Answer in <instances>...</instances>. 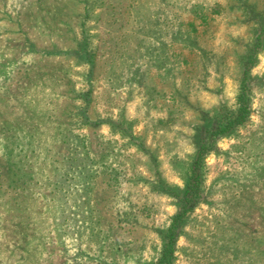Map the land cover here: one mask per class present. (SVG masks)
Masks as SVG:
<instances>
[{
    "label": "rangeland",
    "instance_id": "374dc122",
    "mask_svg": "<svg viewBox=\"0 0 264 264\" xmlns=\"http://www.w3.org/2000/svg\"><path fill=\"white\" fill-rule=\"evenodd\" d=\"M0 264H264V0H0Z\"/></svg>",
    "mask_w": 264,
    "mask_h": 264
},
{
    "label": "trees",
    "instance_id": "16d2710c",
    "mask_svg": "<svg viewBox=\"0 0 264 264\" xmlns=\"http://www.w3.org/2000/svg\"><path fill=\"white\" fill-rule=\"evenodd\" d=\"M245 81V80H244ZM246 87L243 88V92L239 97L240 106L238 107L234 119L226 122L225 127L232 124H239L245 121L249 113V104L247 101V91ZM204 160L203 147H200L197 152L192 167L190 169V176L186 182V187L184 189V197L181 200L179 206V211L177 212L175 219L170 227V237L173 238L176 235L175 227L182 221V218L187 214L188 209L191 207L190 204L194 201L196 197L200 195L202 179H201V168L202 162ZM173 236V237H172ZM170 238V239H171Z\"/></svg>",
    "mask_w": 264,
    "mask_h": 264
}]
</instances>
